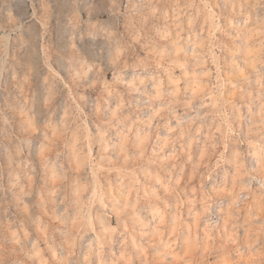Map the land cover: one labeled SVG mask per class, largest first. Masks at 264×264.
Wrapping results in <instances>:
<instances>
[{
  "label": "clouds",
  "instance_id": "9594fccd",
  "mask_svg": "<svg viewBox=\"0 0 264 264\" xmlns=\"http://www.w3.org/2000/svg\"><path fill=\"white\" fill-rule=\"evenodd\" d=\"M0 264H264V0H0Z\"/></svg>",
  "mask_w": 264,
  "mask_h": 264
}]
</instances>
